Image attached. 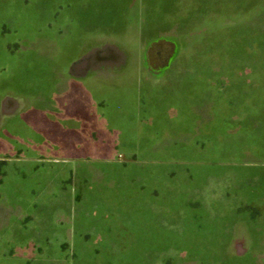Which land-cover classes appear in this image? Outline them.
<instances>
[{"label": "rangeland", "instance_id": "374dc122", "mask_svg": "<svg viewBox=\"0 0 264 264\" xmlns=\"http://www.w3.org/2000/svg\"><path fill=\"white\" fill-rule=\"evenodd\" d=\"M130 1L118 60L155 75L149 88L126 81L133 104L141 96L136 136L98 132L90 145L76 124L78 148L58 134L23 151L40 157L38 180L23 181L35 191L83 185L75 257L51 240L42 264H264V209L248 205H264V0ZM57 200L44 209L58 215Z\"/></svg>", "mask_w": 264, "mask_h": 264}, {"label": "crops", "instance_id": "0c3cea01", "mask_svg": "<svg viewBox=\"0 0 264 264\" xmlns=\"http://www.w3.org/2000/svg\"><path fill=\"white\" fill-rule=\"evenodd\" d=\"M129 1L0 0V160L7 162L0 181V264H42L41 246L51 240L62 257L74 258L70 246L81 237L77 207L83 185L65 189L59 183L58 194L46 183L35 191L38 185L23 181L28 175L38 180L33 159L40 157H24V150L38 152L58 134H67V148H78V138L71 136L77 137L76 124L84 134L78 140L85 141L89 132L90 145L98 132L111 133L121 143L137 134L141 96L133 104L126 81L146 79L149 88L155 75L145 71L149 66L143 62L118 60L126 52L124 29L131 8L124 6ZM145 95L152 107L154 93ZM164 118L166 126L172 124L167 114ZM55 176L51 171L41 177L50 181ZM54 199L67 212L45 210V202ZM248 205L264 209L258 196ZM80 211L87 230L94 221Z\"/></svg>", "mask_w": 264, "mask_h": 264}, {"label": "trees", "instance_id": "16d2710c", "mask_svg": "<svg viewBox=\"0 0 264 264\" xmlns=\"http://www.w3.org/2000/svg\"><path fill=\"white\" fill-rule=\"evenodd\" d=\"M6 161L0 160V181H1V177L5 174L6 172ZM252 207V206H251ZM257 209V208H256ZM25 264H31L30 262H27Z\"/></svg>", "mask_w": 264, "mask_h": 264}]
</instances>
